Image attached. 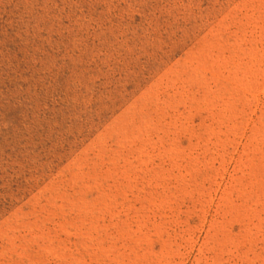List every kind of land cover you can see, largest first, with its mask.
Returning <instances> with one entry per match:
<instances>
[{"label":"rangeland","instance_id":"374dc122","mask_svg":"<svg viewBox=\"0 0 264 264\" xmlns=\"http://www.w3.org/2000/svg\"><path fill=\"white\" fill-rule=\"evenodd\" d=\"M0 264H264V0H0Z\"/></svg>","mask_w":264,"mask_h":264}]
</instances>
